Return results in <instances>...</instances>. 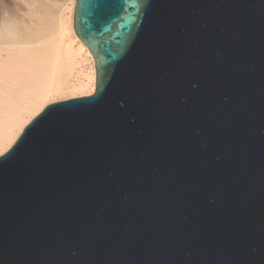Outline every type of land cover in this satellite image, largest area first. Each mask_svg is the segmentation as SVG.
<instances>
[{"label": "water", "instance_id": "obj_1", "mask_svg": "<svg viewBox=\"0 0 264 264\" xmlns=\"http://www.w3.org/2000/svg\"><path fill=\"white\" fill-rule=\"evenodd\" d=\"M93 94L0 156V264H264V0H77Z\"/></svg>", "mask_w": 264, "mask_h": 264}, {"label": "bare ground", "instance_id": "obj_2", "mask_svg": "<svg viewBox=\"0 0 264 264\" xmlns=\"http://www.w3.org/2000/svg\"><path fill=\"white\" fill-rule=\"evenodd\" d=\"M0 7L1 156L46 106L93 94L97 76L75 31L76 0H0Z\"/></svg>", "mask_w": 264, "mask_h": 264}, {"label": "rangeland", "instance_id": "obj_3", "mask_svg": "<svg viewBox=\"0 0 264 264\" xmlns=\"http://www.w3.org/2000/svg\"><path fill=\"white\" fill-rule=\"evenodd\" d=\"M76 1H77V0H76ZM18 2L21 3L20 1H18ZM18 5H20V4H18ZM20 8H22V7H20ZM0 11H2V10H1V7H0ZM80 97H81V96H80Z\"/></svg>", "mask_w": 264, "mask_h": 264}]
</instances>
